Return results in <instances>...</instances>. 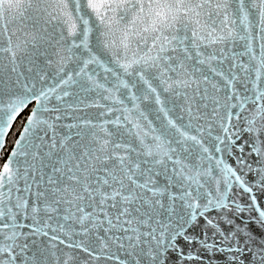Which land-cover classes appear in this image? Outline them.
Listing matches in <instances>:
<instances>
[{
    "label": "snow or ice",
    "instance_id": "1",
    "mask_svg": "<svg viewBox=\"0 0 264 264\" xmlns=\"http://www.w3.org/2000/svg\"><path fill=\"white\" fill-rule=\"evenodd\" d=\"M0 264H264V0H0Z\"/></svg>",
    "mask_w": 264,
    "mask_h": 264
},
{
    "label": "trees",
    "instance_id": "2",
    "mask_svg": "<svg viewBox=\"0 0 264 264\" xmlns=\"http://www.w3.org/2000/svg\"><path fill=\"white\" fill-rule=\"evenodd\" d=\"M23 117H20L18 121L13 125L12 131L9 132L8 137H7V143H6V149L10 150L11 143L13 139L15 138V135L17 134V130L20 126V120H22Z\"/></svg>",
    "mask_w": 264,
    "mask_h": 264
}]
</instances>
